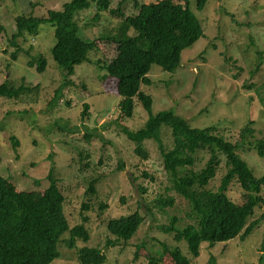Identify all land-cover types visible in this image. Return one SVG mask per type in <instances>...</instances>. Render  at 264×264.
<instances>
[{
	"label": "rangeland",
	"instance_id": "374dc122",
	"mask_svg": "<svg viewBox=\"0 0 264 264\" xmlns=\"http://www.w3.org/2000/svg\"><path fill=\"white\" fill-rule=\"evenodd\" d=\"M64 1L0 0V83L6 79L13 86L23 82L31 87L14 98L0 96V174L19 190L42 191L51 170L64 194L69 227L81 225L89 235L86 242L77 238L70 246V232L63 233L60 255L50 264H81L77 249L84 245L101 249L106 256L103 264H173L164 248L173 245L179 246L191 264H207L210 255L217 264H258L264 203L248 219L259 220L251 233L211 246L202 242L196 257L184 241L176 242L173 233L161 228L173 217L178 227L192 222L190 206L172 188L156 142L151 138L143 141L144 157L136 150L137 142L123 131V126H142L146 110L136 99L132 115H121L116 80L103 76L104 69L96 64L115 57L117 44L108 38L116 33L123 15L137 12L139 2L147 0H109L108 8H118L121 14L98 7L96 0L76 12L79 35L95 40L96 47L89 52V61L74 66L72 75H65L53 60L55 38L49 23L39 24L34 35L10 37L16 15L46 16L50 9H61ZM169 1L196 15L203 36L182 51L175 72L151 66V83L142 84L141 90L151 95L152 111L173 109L191 125H210L233 141L249 124L253 132L238 152L256 175L264 174V155L255 147L257 139H264V0H206L203 8H197L195 0ZM128 34L136 32L131 28ZM39 56L47 61L43 72L26 65ZM10 135L17 139L16 144ZM161 138L165 146H171L170 127L165 124ZM196 154L194 167L198 169L208 153L198 150ZM225 168L220 155L207 188L217 187ZM92 178L96 179L95 191L87 193ZM226 193L236 203L244 200L236 180L228 184ZM170 197L173 204H158ZM133 211H139L144 220L132 238H118L108 231L109 218Z\"/></svg>",
	"mask_w": 264,
	"mask_h": 264
},
{
	"label": "trees",
	"instance_id": "16d2710c",
	"mask_svg": "<svg viewBox=\"0 0 264 264\" xmlns=\"http://www.w3.org/2000/svg\"><path fill=\"white\" fill-rule=\"evenodd\" d=\"M92 0H66L59 10L50 9L46 16L18 14L14 17L15 31L11 39L25 34H36L37 27L49 23L53 27L55 43L51 48L53 60L58 67L74 74V66L89 61L88 54L96 47L95 40L82 38L79 25L74 18L76 12L90 7ZM206 0H195L197 8H203ZM98 7L109 9V0H96ZM139 10L123 15L117 31L108 39L117 44V53L108 63L98 66L104 69L103 76L116 80V90L121 99V115L130 117L136 107V99L148 114L146 121L138 129L123 126L128 138L137 142L136 150L145 157V139H153L160 152L164 168L170 175L172 188L187 200L190 206L188 217L192 222L182 227L175 225L173 217L169 224L161 226L165 232L173 233L176 242L184 241L192 257L200 252V245L206 242L226 241L236 236H247L259 220L248 222L254 208L264 203V174L256 175L248 162L238 152L253 127L245 124L238 140H229L216 132L210 125L193 126L173 109L152 111L151 95L141 90L148 85V76L153 64L163 71L173 73L180 66L182 51L203 36L199 19L187 7L169 0H147L138 4ZM110 13L121 14L118 8ZM136 34L129 35L130 29ZM28 67L43 72L47 61L43 56L31 58ZM68 79V78H65ZM29 84L20 82L17 86L4 80L0 83V96L14 98L30 90ZM56 97L54 100L57 102ZM170 127L172 144L167 147L161 138V126ZM12 144L17 139L10 135ZM264 139H257L255 147L264 155ZM205 150L208 155L202 167H194L197 151ZM224 156L225 171L214 190L206 187L215 174L216 166ZM49 171L48 184L42 191L17 189L8 177L0 174V264H50L59 257V241L66 231L70 232L68 244L74 245L77 238L86 242L88 233L81 225L69 227L63 210L64 194L56 178ZM95 178L89 181L87 193L95 191ZM236 180L244 191L242 203L228 198V184ZM172 197L158 200L160 206L173 204ZM103 208L104 205L100 204ZM143 215L133 211L106 222L108 231L128 240L137 233ZM111 243V242H109ZM173 264H191L190 258L177 245L165 246ZM258 264H264V238L260 247ZM81 264H103L106 256L97 247L81 246L77 249ZM207 264H217L212 255Z\"/></svg>",
	"mask_w": 264,
	"mask_h": 264
}]
</instances>
